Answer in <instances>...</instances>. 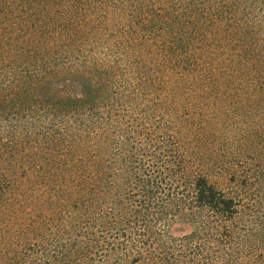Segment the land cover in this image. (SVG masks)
Listing matches in <instances>:
<instances>
[{
  "label": "trees",
  "instance_id": "obj_1",
  "mask_svg": "<svg viewBox=\"0 0 264 264\" xmlns=\"http://www.w3.org/2000/svg\"><path fill=\"white\" fill-rule=\"evenodd\" d=\"M119 1L125 7L131 3L136 12L156 5ZM69 2L72 9L82 3L0 0V65L13 72L10 84L0 86V116L6 123L0 125V264H264L262 228L243 223L242 203L201 171L204 153L195 149L200 139L194 144L182 138L185 130L193 132L190 118L176 119V109L156 99L147 102L144 86H159L153 67L134 91L121 78L126 66L108 68L93 55L79 63L56 57L46 67V56L59 44L65 47L59 52L85 50L74 43ZM228 9L240 14L234 16L238 23L215 30L214 17ZM158 12L161 20L143 18V25L169 31L171 41L163 37L161 42L186 47L181 55L193 53L190 47L196 52L186 57L194 77L183 69L178 87L215 89L239 81L264 90V0H178L172 11L163 6ZM64 33L67 42L60 41ZM217 48L215 67L207 72L203 67L213 65L210 50ZM29 134L43 137L57 162L40 168L26 190L3 187L1 170L24 164L27 149L8 167ZM91 182L93 225L80 222L68 235L58 233L54 222L67 203L87 211L89 199L79 192ZM37 186L43 188L34 198ZM53 225L57 241L46 245L45 229Z\"/></svg>",
  "mask_w": 264,
  "mask_h": 264
},
{
  "label": "rangeland",
  "instance_id": "obj_2",
  "mask_svg": "<svg viewBox=\"0 0 264 264\" xmlns=\"http://www.w3.org/2000/svg\"><path fill=\"white\" fill-rule=\"evenodd\" d=\"M80 1L82 3L78 2L73 9L72 3L69 2V8L73 10H70L69 13L73 14L74 12L72 15L74 18V29L72 30L74 43L79 48L83 47L84 52L78 51L77 47L73 50L59 52L60 49L65 48L59 44L51 55L46 56L44 60L46 67L51 68V65L57 62V58L64 59L71 56L70 62L79 63L84 56L93 55L99 58L101 65L108 68L126 66L127 75L121 78H127L129 83L127 86L130 91H134L135 87H139V90L142 88L141 81L153 67L159 86L151 84L144 86V92L150 96H148L147 102L150 103L156 99L158 103L176 109V119L188 120L190 118L193 132L185 130L182 138L185 141L192 140L190 142L194 144L200 139V145L195 146V149L199 153H204L203 155L199 154L200 160L202 159L201 162L198 161L201 171L216 187L242 203L244 210L242 222L249 224L248 227L251 224L253 229L262 228L259 230L258 236H264V90L253 83L242 85L239 81L232 86L227 85L215 89L178 87L180 74H185L184 70L194 77L193 70L189 66L190 60L186 57L193 56V53L196 54L195 49L190 47L193 53L189 52L190 55L183 56L181 54H184L186 47H180L182 46L180 45L179 48H174L170 46L171 43L161 42L163 37L169 40V31L163 30L160 26L154 28L143 25V18L161 20L160 15H163V12H158L161 7H169L172 11V8H176L178 0H149L154 1V5L156 4L155 7H152V11L143 6L139 12L133 9L131 3H129V7H125L118 3L119 0H107L106 3L90 0ZM237 15H240L237 11L229 10L223 12L219 17H214L212 23H215V30H219L222 24H237L239 19L234 17ZM124 18L128 22L127 27H125ZM137 22L140 23V26L134 25ZM162 27L165 28L164 25ZM137 30L138 32H136ZM60 38L61 42L68 40L65 33ZM210 40L209 36L207 43ZM117 44L118 48L115 47ZM220 48L222 51L224 50L221 45ZM218 51L219 48L215 51L210 50L211 54L208 55V58L213 65H207V69L203 67L205 71L208 72V69L211 71L215 67L214 57ZM76 56L78 57L76 58ZM12 74L10 67L0 65V86L10 84L13 78ZM195 74L202 75L198 71ZM167 81L172 83V86H169L171 88L163 86ZM140 95H142V91ZM145 96L147 95L143 94V97ZM174 110L169 109V113H173L175 116ZM2 122L0 116V125L6 124ZM4 134L2 131V135ZM3 138L7 139L6 134ZM85 148L87 147L82 146L80 150L83 155L86 154L83 150ZM21 149L19 156H10L8 167L11 162L14 165V162L20 160L25 155L26 149L30 150V153L26 159H22L24 164H21L19 168L12 169L13 166L10 171H4L2 168L1 176L4 177V180L1 181V184L3 187L12 186L26 190L29 185L28 180L41 175L38 174L40 168L51 166L57 162L54 151L47 149L43 137L38 138L31 134L25 136ZM89 149L93 151V144L89 146ZM3 166L5 165L3 164ZM89 185L84 187V193L80 191L79 194L83 196L85 194L86 197L92 194V182ZM42 188V186H37L33 191L34 198L40 195V192L38 191L36 194V191ZM88 199L86 201L87 211L83 208L80 212L81 205L73 207L67 203L68 208L64 209L65 213L61 217L58 216L54 222L58 233L68 235L79 224H82L80 222H91L93 225V197L90 196ZM35 214L36 212L33 215ZM92 225H88L87 230L93 232ZM53 227L54 225L50 230L45 229L46 235H49L46 245H52L57 241L58 233L53 236L51 234ZM80 230H84V228H80ZM9 239L17 240L11 236ZM27 247L26 245V249ZM15 248L21 249V246L15 245ZM28 251L30 250L28 249Z\"/></svg>",
  "mask_w": 264,
  "mask_h": 264
}]
</instances>
